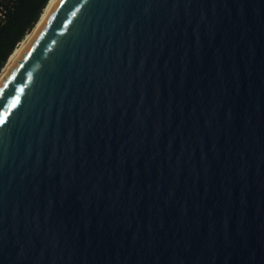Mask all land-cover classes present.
<instances>
[{
	"label": "water",
	"instance_id": "obj_1",
	"mask_svg": "<svg viewBox=\"0 0 264 264\" xmlns=\"http://www.w3.org/2000/svg\"><path fill=\"white\" fill-rule=\"evenodd\" d=\"M0 116V264H264V0H54Z\"/></svg>",
	"mask_w": 264,
	"mask_h": 264
},
{
	"label": "trees",
	"instance_id": "obj_2",
	"mask_svg": "<svg viewBox=\"0 0 264 264\" xmlns=\"http://www.w3.org/2000/svg\"><path fill=\"white\" fill-rule=\"evenodd\" d=\"M49 0H0V72L31 32Z\"/></svg>",
	"mask_w": 264,
	"mask_h": 264
},
{
	"label": "bare ground",
	"instance_id": "obj_3",
	"mask_svg": "<svg viewBox=\"0 0 264 264\" xmlns=\"http://www.w3.org/2000/svg\"><path fill=\"white\" fill-rule=\"evenodd\" d=\"M54 2V0H49L46 8L44 9L40 19L38 20L37 24L35 25V27L31 30L30 33H28L25 38L22 40V42L20 43V45L13 51V53L10 55V57L8 58L5 66L3 67V69L0 72V76L1 74L4 72V70L7 68V66L10 64V62L13 60V58L15 57V55L18 53V51L20 50V48L22 47V45L25 43V41L28 39V37L33 33V31L35 30V28L38 26V24L40 23V21L42 20V18L44 17V15L47 13V11L49 10L50 6L52 5V3Z\"/></svg>",
	"mask_w": 264,
	"mask_h": 264
},
{
	"label": "snow or ice",
	"instance_id": "obj_4",
	"mask_svg": "<svg viewBox=\"0 0 264 264\" xmlns=\"http://www.w3.org/2000/svg\"><path fill=\"white\" fill-rule=\"evenodd\" d=\"M3 121H4V117L0 116V123H3Z\"/></svg>",
	"mask_w": 264,
	"mask_h": 264
}]
</instances>
